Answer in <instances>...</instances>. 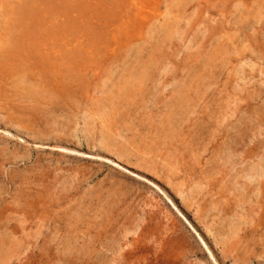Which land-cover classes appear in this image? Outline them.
<instances>
[{
  "label": "rangeland",
  "instance_id": "obj_1",
  "mask_svg": "<svg viewBox=\"0 0 264 264\" xmlns=\"http://www.w3.org/2000/svg\"><path fill=\"white\" fill-rule=\"evenodd\" d=\"M0 44V264H264V0H0Z\"/></svg>",
  "mask_w": 264,
  "mask_h": 264
},
{
  "label": "bare ground",
  "instance_id": "obj_2",
  "mask_svg": "<svg viewBox=\"0 0 264 264\" xmlns=\"http://www.w3.org/2000/svg\"><path fill=\"white\" fill-rule=\"evenodd\" d=\"M26 14H27V13H26ZM26 14H25V15H26ZM36 19H37V18H36ZM33 20H34V19H33ZM18 21H19V20H18ZM24 21H25V20H24ZM28 21H29V20H28ZM6 22H7V21H6ZM30 22L32 23V21H30ZM23 23H25V22H23ZM31 23H30V24H31ZM10 24H11V23H10ZM21 24H22V23H21ZM33 24H34V23H33ZM31 25H32V24H31ZM41 25H42V24H41ZM28 26H30V25L28 24ZM24 27H25V26H24ZM8 29H9V28H8ZM25 29H26V27H25ZM9 34H11V33H9ZM30 35H31V34H30ZM8 36H9V35H8ZM31 36H32V35H31ZM14 38H15V37H14ZM43 38H44V37H43ZM51 38H52V37H51ZM16 40H17V39H16ZM11 42H12V41H11ZM13 42H14V41H13ZM1 44H2V43H1ZM1 44H0V47H1ZM21 44H22V43H21ZM21 44H20V45H21ZM23 44H24V43H23ZM26 45H28V44H26ZM17 46H18V44H17ZM31 46H32V45H31ZM19 47H20V46H19ZM23 47H27V46H23ZM31 48H32V47H31ZM10 50H11V49H10ZM20 50H21V49H20ZM35 50H36V49H35ZM12 51H13V50H12ZM26 51H29V50H26ZM32 51H33V50H32ZM5 53H6V51H5ZM14 53H15V52H14ZM14 53H13V54H14ZM15 54H16V57H17V53H15ZM27 54H29V53H27ZM18 55H19V54H18ZM20 55H21V54H20ZM20 55H19V57H20ZM24 55H25V54H24ZM32 55H33V54H32ZM14 56H15V55H14ZM16 57H15V58H16ZM21 57H22V56H21ZM2 58H3V57H2ZM12 58H13V56H12ZM22 58H23V57H22ZM19 59H20V58H19ZM3 60H6V59H3ZM12 60H14V59H12ZM20 60H22V59H20ZM34 60H35V59H34ZM18 61H19V60H18ZM7 62H8V61H7ZM18 64H19V62H18ZM20 64H21V63H20ZM0 65H1V64H0ZM9 65H10V64H9ZM72 70H73V69H72ZM32 74H33V73H32ZM45 75H46V74H45ZM142 75H143V73H142ZM142 75H141V77H144V76H142ZM144 75H145V74H144ZM45 77H46V76H45ZM130 78H131V77H130ZM132 83H133V82H132Z\"/></svg>",
  "mask_w": 264,
  "mask_h": 264
}]
</instances>
